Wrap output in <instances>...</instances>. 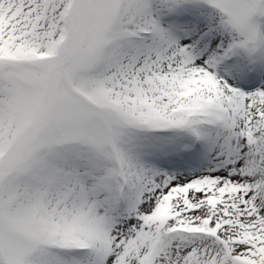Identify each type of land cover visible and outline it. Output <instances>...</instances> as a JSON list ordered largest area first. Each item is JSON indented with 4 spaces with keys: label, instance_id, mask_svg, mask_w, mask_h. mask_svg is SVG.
I'll use <instances>...</instances> for the list:
<instances>
[{
    "label": "snow or ice",
    "instance_id": "obj_1",
    "mask_svg": "<svg viewBox=\"0 0 264 264\" xmlns=\"http://www.w3.org/2000/svg\"><path fill=\"white\" fill-rule=\"evenodd\" d=\"M0 264H264V0H0Z\"/></svg>",
    "mask_w": 264,
    "mask_h": 264
}]
</instances>
